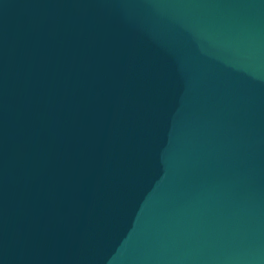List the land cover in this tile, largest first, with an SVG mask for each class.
Instances as JSON below:
<instances>
[{
    "label": "water",
    "instance_id": "obj_1",
    "mask_svg": "<svg viewBox=\"0 0 264 264\" xmlns=\"http://www.w3.org/2000/svg\"><path fill=\"white\" fill-rule=\"evenodd\" d=\"M0 264H264V0H0Z\"/></svg>",
    "mask_w": 264,
    "mask_h": 264
}]
</instances>
